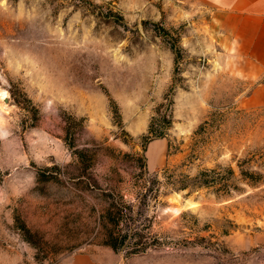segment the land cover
Segmentation results:
<instances>
[{
    "label": "rangeland",
    "instance_id": "374dc122",
    "mask_svg": "<svg viewBox=\"0 0 264 264\" xmlns=\"http://www.w3.org/2000/svg\"><path fill=\"white\" fill-rule=\"evenodd\" d=\"M211 16L0 0V264H264L262 80ZM130 206L159 239L145 253L105 244Z\"/></svg>",
    "mask_w": 264,
    "mask_h": 264
},
{
    "label": "crops",
    "instance_id": "0c3cea01",
    "mask_svg": "<svg viewBox=\"0 0 264 264\" xmlns=\"http://www.w3.org/2000/svg\"><path fill=\"white\" fill-rule=\"evenodd\" d=\"M203 4L212 14V26L222 36V44L239 75L262 80L253 98L264 97V0H191ZM199 2V3H198ZM93 264L88 256L73 264Z\"/></svg>",
    "mask_w": 264,
    "mask_h": 264
},
{
    "label": "trees",
    "instance_id": "16d2710c",
    "mask_svg": "<svg viewBox=\"0 0 264 264\" xmlns=\"http://www.w3.org/2000/svg\"><path fill=\"white\" fill-rule=\"evenodd\" d=\"M142 218L143 213L135 211L134 206L126 207L125 211L120 208L109 210L104 225L105 244L115 251L128 250L132 255L145 253L148 249L156 247L159 239L150 231L149 218Z\"/></svg>",
    "mask_w": 264,
    "mask_h": 264
}]
</instances>
